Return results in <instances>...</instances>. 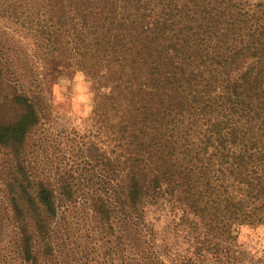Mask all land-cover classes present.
Returning <instances> with one entry per match:
<instances>
[{
	"label": "trees",
	"instance_id": "16d2710c",
	"mask_svg": "<svg viewBox=\"0 0 264 264\" xmlns=\"http://www.w3.org/2000/svg\"><path fill=\"white\" fill-rule=\"evenodd\" d=\"M61 70L100 135L41 169ZM0 150L21 264H264L235 234L264 226V0H0Z\"/></svg>",
	"mask_w": 264,
	"mask_h": 264
},
{
	"label": "rangeland",
	"instance_id": "374dc122",
	"mask_svg": "<svg viewBox=\"0 0 264 264\" xmlns=\"http://www.w3.org/2000/svg\"><path fill=\"white\" fill-rule=\"evenodd\" d=\"M43 79L44 102L48 108L46 114L50 113L42 120L41 128L37 130L29 148L36 154L32 158L33 165L35 163L41 169L50 165L57 168L61 164V152L58 150L62 146L75 155H81L83 141L87 144L100 135L98 125L91 119L96 93L83 72L61 70L59 73L47 74ZM62 132L64 136L60 135ZM8 154L7 150H0V264H21L17 257L19 232L12 204L17 186L13 184L11 174L15 175L16 165L8 160ZM18 204L21 202L18 201ZM235 230L243 249L264 255L263 225L247 224L235 227ZM98 251L97 246V256Z\"/></svg>",
	"mask_w": 264,
	"mask_h": 264
}]
</instances>
